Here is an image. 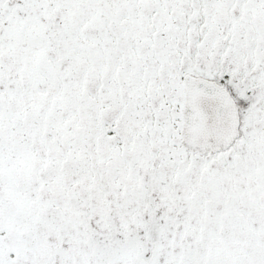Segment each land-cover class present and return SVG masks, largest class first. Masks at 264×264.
<instances>
[{
    "label": "snow or ice",
    "instance_id": "1",
    "mask_svg": "<svg viewBox=\"0 0 264 264\" xmlns=\"http://www.w3.org/2000/svg\"><path fill=\"white\" fill-rule=\"evenodd\" d=\"M0 264H264V0H0Z\"/></svg>",
    "mask_w": 264,
    "mask_h": 264
}]
</instances>
